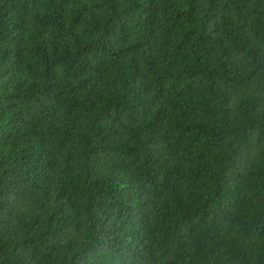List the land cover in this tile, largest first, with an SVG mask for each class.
I'll return each instance as SVG.
<instances>
[{
  "label": "trees",
  "instance_id": "trees-1",
  "mask_svg": "<svg viewBox=\"0 0 264 264\" xmlns=\"http://www.w3.org/2000/svg\"><path fill=\"white\" fill-rule=\"evenodd\" d=\"M0 148V264H264V0H0Z\"/></svg>",
  "mask_w": 264,
  "mask_h": 264
},
{
  "label": "clouds",
  "instance_id": "clouds-1",
  "mask_svg": "<svg viewBox=\"0 0 264 264\" xmlns=\"http://www.w3.org/2000/svg\"><path fill=\"white\" fill-rule=\"evenodd\" d=\"M25 6L36 13H45L55 7L59 0H23ZM99 73H96V82L99 94L110 101L129 99V93L125 88H120L116 84L118 76V63L114 60H104L101 63ZM0 148V159L7 155Z\"/></svg>",
  "mask_w": 264,
  "mask_h": 264
},
{
  "label": "rangeland",
  "instance_id": "rangeland-1",
  "mask_svg": "<svg viewBox=\"0 0 264 264\" xmlns=\"http://www.w3.org/2000/svg\"><path fill=\"white\" fill-rule=\"evenodd\" d=\"M259 240H261V242H264V234L263 233H262V238Z\"/></svg>",
  "mask_w": 264,
  "mask_h": 264
}]
</instances>
